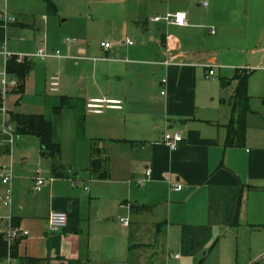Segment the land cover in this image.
Instances as JSON below:
<instances>
[{"label":"crops","instance_id":"crops-1","mask_svg":"<svg viewBox=\"0 0 264 264\" xmlns=\"http://www.w3.org/2000/svg\"><path fill=\"white\" fill-rule=\"evenodd\" d=\"M210 1L213 9L209 15L214 18L208 20L198 18L190 7V3L197 8L208 7L206 0L134 3L129 35L120 40L103 38L96 45L81 37L78 43L63 39L64 48L60 49L50 44L44 32L40 37L39 28L33 30V37L20 38L25 50L19 53L35 52L46 46L48 50L59 49L64 57L47 58V63L38 66L32 61V70L36 69L41 76L30 82L31 70L23 92H18V87L9 92L8 96L19 98L13 102L15 108L20 106V111H12L8 106V119L11 113L42 114L24 106L31 87L36 90L35 95L44 99L58 93L51 98L53 107L59 103V96L81 100L84 106L81 124L75 107L61 111L66 109L68 120L73 114L67 133L73 142L72 158L66 160L63 145L54 134V140L62 146L56 161L41 155L35 137L39 158L32 153L30 161L22 163L50 164L47 174L54 180L36 191L32 176L29 178L33 167L25 165L30 168L28 173L23 178L14 176L10 208L0 206V233L9 226L6 213L11 226L28 230V235L18 240V259H47L48 264H98V260L90 258L84 236L86 230L90 234L94 224L93 228L107 234L111 250L124 255L125 264H153L161 234L167 237L169 252L175 250L174 254H179L173 258L174 264H264V140L258 139L259 133L247 134L246 119L243 145H224L236 80L233 77L232 93L221 98V91L230 81L214 80L213 64L220 51L211 45L219 43L223 36L228 0ZM178 11L185 12L186 26L151 21L154 16ZM18 24L21 28L31 26L19 23L17 18L8 26ZM209 24L217 25L218 36ZM127 38L133 41L132 45L125 43ZM104 40L112 43L107 50L100 46ZM34 46V51L29 50ZM167 47L171 48L169 53ZM167 58L178 64L165 66L162 62ZM225 58L239 62L236 56ZM208 69L214 71L212 76L206 75ZM163 78L165 84L161 83ZM91 99L104 101L100 112L87 108ZM251 113L250 105L248 114ZM166 131L182 136L173 150L163 143ZM8 150H0V159ZM95 158L107 164L108 178L97 177L90 169ZM52 164H58L59 169L54 170ZM71 164L84 166L81 175L77 172L74 186L69 182ZM147 168L151 170L150 180L137 186L134 180L144 178ZM25 181L34 191L33 195L28 194L32 202L24 191ZM169 181L182 188H172ZM4 188L2 184L0 196ZM52 211L67 213L65 225L56 232H49L46 227ZM118 213L132 217L133 221L125 225L119 220L121 230L117 236H111L108 231L118 220ZM146 216L153 221V231L152 239L143 241L140 233ZM100 243L98 240L97 247ZM222 246L224 251L220 250Z\"/></svg>","mask_w":264,"mask_h":264},{"label":"rangeland","instance_id":"rangeland-1","mask_svg":"<svg viewBox=\"0 0 264 264\" xmlns=\"http://www.w3.org/2000/svg\"><path fill=\"white\" fill-rule=\"evenodd\" d=\"M144 0H0V12H6L10 16H15L19 23L27 22L31 26L21 28V25L7 26L5 30L4 43L6 48L11 53H19L24 51L25 43L21 41V37H33V30L39 28L41 35L42 32L46 34V38L50 44L59 46L63 49V39L66 37L75 38L78 43L81 37L83 40L90 42L92 45L99 44L103 38L108 39H122L125 35H129L128 27L130 25V19H132L131 6L136 3L141 4ZM208 7L197 8L195 3H190V7L194 14L200 18L212 19L210 13L213 9V4L210 0ZM55 6V11L51 12L48 6ZM242 5V7H241ZM255 11V12H254ZM240 12L242 14H240ZM227 25L222 30L221 40L219 43L215 42L211 45V48L218 49L220 51L219 59L214 63V71L216 77L214 80L223 78L230 81L228 87L221 91V98H227L228 93H232V87H234L233 77L235 71H242L247 74V90L250 96V105L252 112L248 114L247 118V134L259 133L258 139L264 140V0H250L249 3H239V0H228L227 8L225 9L224 19ZM212 23V22H209ZM215 27L217 36L219 35V28L215 24H209ZM183 31V30H182ZM37 35V38H39ZM42 37V35L40 36ZM43 38V37H42ZM0 44V53L2 51ZM35 45V44H34ZM36 46V45H35ZM29 49L33 50L36 48ZM213 53V52H211ZM236 56L239 62H229L225 57ZM46 59L34 58L36 66L47 63ZM231 64H234L232 66ZM221 66V67H217ZM3 68V56L0 54V71ZM36 69L32 70L29 78L30 82H33L37 77L39 78V72ZM208 82H212L211 78H203ZM29 86H33L32 84ZM32 87L29 89V95L26 98L27 104L24 105L26 109L33 112H41L45 118L50 119L54 124L55 137L61 141L63 145L64 154L68 161L73 157V142L68 136V130L70 129V120L73 121L72 110L69 111L72 114V118L68 120L66 109L60 115H56L53 112L52 105L55 104L51 98L58 96L59 94H49V98L44 99L39 97ZM19 99L14 96H8L6 100L7 109L19 110L14 107V102ZM210 99V98H208ZM14 101V102H13ZM93 112L91 109H89ZM8 121L14 124V121L9 118ZM87 129H85V132ZM95 130H91L94 133ZM25 135L20 139H15V142L9 145L7 142L0 144V150L8 148V152L0 159V166L9 167L12 174L16 177L23 178L30 168L31 171L39 170L41 176L46 178V185L54 180L55 177L48 175L50 172V164H22L26 161H30L29 156L33 153L34 156L39 158L38 148L36 146L35 137H27ZM63 137V138H62ZM31 138V139H30ZM63 139V140H62ZM34 140V141H32ZM62 147V146H61ZM33 161V160H32ZM19 163V164H16ZM70 165V164H69ZM73 174L77 172L81 175L83 173V164H71ZM23 167V169L21 168ZM76 170H75V169ZM26 170V171H25ZM29 171V170H28ZM72 174L69 173V176ZM32 175H29L31 179ZM109 176H107L108 178ZM28 178V176H27ZM110 179V178H109ZM25 181L24 191L28 194L34 193L32 187L28 186ZM135 182V180H134ZM130 184H134L131 180ZM138 186V184L135 182ZM134 184V185H135ZM88 187L89 184H86ZM140 186V185H139ZM0 190H2L1 178H0ZM14 196V190L12 195V201ZM29 202H32V197L28 195ZM103 202H105L103 200ZM103 205V204H102ZM8 216V213L5 214ZM118 220H114V223L110 225L111 236H117L120 232L121 223L119 220L125 219L128 223L133 221V218L122 217V214L118 213ZM137 219V215L134 216ZM152 219L148 216L144 219V226L141 230L140 236L143 241L151 240V232L153 231ZM94 224L90 227V234L88 231L84 232L86 237V243L88 245L87 250L90 258L98 260V264H125L123 262L124 255L119 254L116 250H111V247L106 241L107 234L98 227L93 228ZM262 229V228H261ZM107 232V233H108ZM160 236V235H159ZM264 237V236H263ZM171 238L173 236L171 235ZM101 243L97 247V241ZM161 240V241H160ZM167 237L160 236L158 244L156 246V255L153 260V264H174L175 250L169 252L170 248L166 244ZM224 251V246L220 248ZM112 256L113 263L107 259V256ZM174 258V259H173ZM116 262V263H115ZM96 264V263H95Z\"/></svg>","mask_w":264,"mask_h":264},{"label":"built area","instance_id":"built-area-1","mask_svg":"<svg viewBox=\"0 0 264 264\" xmlns=\"http://www.w3.org/2000/svg\"><path fill=\"white\" fill-rule=\"evenodd\" d=\"M203 5H206V2L203 3ZM0 20L2 21V26L4 30L6 27L16 21V18L14 16L8 15L5 11L0 12ZM151 21L159 22L163 21L165 24H171V25H178V26H186L187 20H186V14L185 12H174V13H166L162 16H154L151 18ZM211 32L213 33L214 30L212 28ZM5 40V39H4ZM74 38H65L64 42L71 43L74 42ZM125 43L128 45H132L133 41L129 38L125 40ZM1 45L2 51L1 55L3 56V68L0 71V144L7 142L9 145L13 144L15 142L17 133L15 129V125L13 123H10L8 121V110L6 105V99L9 95V92L15 88H17L20 85V80L18 77H16L13 74H10L7 71V61L11 58H15L16 62L22 63L26 61H33L34 58H40V59H47V58H60L64 57L59 49H52L48 50L46 46H42L38 48L35 52H26V53H11L7 50L6 45L4 41ZM100 46L107 50L112 46V43L109 41H102L100 43ZM171 51V48L167 47V53ZM165 66L171 65V64H178V62H174L171 59H166L162 62ZM207 76H212L214 74V71L212 69H208L206 72ZM161 83L165 84L166 79H161ZM161 94H164V90L161 91ZM103 100L102 99H91L87 102L86 106L88 109H91L93 112H100L101 108L103 106ZM110 101H108L109 103ZM111 103V102H110ZM115 103V102H113ZM182 140V136L179 132L176 131H166L164 132L163 136V143L170 149L173 150L176 148L178 142ZM69 173L72 174L71 178H69L70 185L74 186L77 181V175L73 174L72 170H68ZM145 177L142 179H136L135 182L138 185L144 184L145 181L150 180L151 178V170L150 168H147L144 173ZM0 178L2 184L5 186L3 194L0 196V206L8 209L10 208L12 204V195H13V179L14 175L12 174V171L9 167L0 166ZM32 181L34 184V189L36 191H41L45 185H46V178L41 176V172L39 170H35L32 175ZM169 185L172 188L181 189L182 186L179 183L171 182L169 181ZM84 189L88 191V187L84 186ZM1 217L0 213V219ZM6 219L9 222V226L6 230L2 231L3 238L8 246V249L10 248L11 244L24 236L28 235V230L20 228V227H13L10 225V216H7ZM67 220V213L65 211H52L50 212L48 219H47V230L49 232H56L59 229H61ZM123 224L127 225L128 222L125 219L120 220ZM174 257L178 258L179 254H174ZM0 264H23L18 262L15 258L8 255L3 261L0 262Z\"/></svg>","mask_w":264,"mask_h":264},{"label":"trees","instance_id":"trees-1","mask_svg":"<svg viewBox=\"0 0 264 264\" xmlns=\"http://www.w3.org/2000/svg\"><path fill=\"white\" fill-rule=\"evenodd\" d=\"M49 11H55V6L49 4ZM5 39V30L0 20V43ZM7 71L15 75L20 80V85L16 89L18 92H23L24 81L32 70V61L22 63L16 62L15 58H11L6 64ZM236 85L231 99V120L227 125V132L224 145L227 146H241L246 137V119L250 112V96L247 90V74L237 71L234 76ZM223 84V83H222ZM83 106L81 100H73L65 96H59V103L53 107V112L60 115L65 107H75L78 110V123L83 121ZM11 119L14 121L17 136L30 135L34 136L39 141L40 153L43 157H47L52 161H56L61 155V144L54 140V124L50 119L44 117L43 114H19L11 113ZM94 140L92 143L95 145ZM92 145V147H93ZM92 155L95 156V151L92 149ZM104 160L95 158L91 161L90 169L95 176L105 178L107 177V164L102 163ZM54 170L59 169L58 164H52ZM12 224L16 223L11 218ZM19 240V239H18ZM18 240H15L10 248L0 233V260L5 259L8 255L18 259L17 246ZM23 264H48L47 259H33L20 258L18 259ZM70 264H73L70 262Z\"/></svg>","mask_w":264,"mask_h":264}]
</instances>
